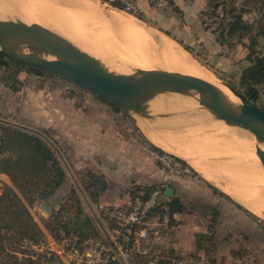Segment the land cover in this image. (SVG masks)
<instances>
[{
    "label": "crops",
    "instance_id": "0c3cea01",
    "mask_svg": "<svg viewBox=\"0 0 264 264\" xmlns=\"http://www.w3.org/2000/svg\"><path fill=\"white\" fill-rule=\"evenodd\" d=\"M134 1L137 12L143 18L156 21L157 25H161L164 31L172 34V37H192V35L215 37L201 23V15L207 11L210 0H169L170 7L165 9H159L150 0ZM28 77H30L28 74L21 73L19 80ZM46 101L49 102L43 103L44 109L50 111V116L44 117L45 124H50L48 127L52 129L51 138L58 144L92 210L68 172L63 186L48 200L28 206L21 198L28 208L33 223L40 230L42 240L49 242L53 249L58 248L45 221L59 211L61 203L76 187L82 199L83 219L91 220L94 228L92 231L118 253L113 239V225L108 216L109 211L114 207H128L133 201V192L159 185L165 190L171 188L174 192L171 198L163 197L162 202L169 203L175 198L180 199L183 205V212L179 213L180 222L164 232L158 226V217L155 216L152 220L154 230L150 236L139 240L128 259L119 257L117 259L119 264H159L146 263L145 257L163 254L167 255L162 258L163 264H176L175 260L183 258L185 260L182 264H192V259L208 256L205 251L206 238H213L214 250L211 256L217 260V263L234 262L235 254L239 252L237 250H241L244 245V241L235 235L237 229H253L257 225L253 218L258 216L224 193L215 185L214 180L207 179L208 177L187 159L157 145L143 130V122L140 125L139 120L134 121L129 117L138 130L136 132L138 139L126 134L121 129V123L127 115L121 110L118 112L109 101L99 97L80 99L78 104L75 98L70 97ZM195 127L194 129H190L191 126L186 127V133L183 130L180 134L191 131L188 134L193 132L197 134ZM152 147L180 158L186 162L189 169H181L179 174L169 172L152 157L151 152L154 151ZM186 151L193 159L202 163L201 166L204 167L202 168L208 174L215 177V152L212 154L206 151L203 154L192 150L191 152L190 149ZM91 176L103 183L101 186L91 188V191L97 193L95 199L87 195L84 190L92 184ZM6 189L18 193L10 179L0 174V196ZM215 189L218 193H215ZM47 210L52 214L49 215ZM200 238H203V241L199 244ZM94 239L96 235L89 237L87 241ZM26 259H31L35 264H55V261L47 260L42 253L29 258L21 247L15 250L7 244L0 243V264H21L20 261ZM62 264L67 263L62 262Z\"/></svg>",
    "mask_w": 264,
    "mask_h": 264
},
{
    "label": "bare ground",
    "instance_id": "6f19581e",
    "mask_svg": "<svg viewBox=\"0 0 264 264\" xmlns=\"http://www.w3.org/2000/svg\"><path fill=\"white\" fill-rule=\"evenodd\" d=\"M122 12L108 8L107 4H101L99 0H0V19L18 18L27 24L37 23L101 60L111 71L123 75H133L136 70L155 69L181 72L211 82L231 102L239 103L213 77L212 72L201 66L195 57L173 39L157 30L146 28L141 21ZM189 99L160 97L153 104L158 109L167 110L171 116L169 120L183 121L182 114L185 111H194L192 122L183 121L177 126L181 128L180 132L186 127H194L195 123L218 121L199 104L198 96L194 98L195 101ZM147 124L153 126L149 120H143L142 128L157 145L187 159L207 179L214 180L223 192L264 220V167L257 154V143L251 134L229 127L214 133L188 134L191 131L180 134L178 131V134L160 135L149 129ZM261 148L264 149V146ZM186 149L201 153L215 152V177L208 174L201 166L202 163L193 159ZM225 153L233 156L230 155V159L226 157L229 159L227 161H221V155Z\"/></svg>",
    "mask_w": 264,
    "mask_h": 264
},
{
    "label": "trees",
    "instance_id": "16d2710c",
    "mask_svg": "<svg viewBox=\"0 0 264 264\" xmlns=\"http://www.w3.org/2000/svg\"><path fill=\"white\" fill-rule=\"evenodd\" d=\"M102 1L108 2V0ZM109 3L119 10H125L116 1H110ZM259 4H261L260 7H258ZM263 9L264 0H244L241 5L239 0H210L207 11L201 15L202 25L217 37V43L221 46L228 45L235 37H238L239 42L249 40L247 44H244L248 50L246 61L250 65L242 73L241 85L247 87L246 95L254 103H256L258 97L254 86L264 82V58L259 57L261 41H264V24L262 23L263 18L250 22L246 21L244 16ZM137 18L144 19L142 16ZM165 33L170 36L168 32ZM178 43L185 47L181 42ZM185 49L192 53L190 48L185 47ZM0 71H11L10 77L6 76L2 79L5 87L11 84L10 81L18 82L21 73L35 77L44 75L54 77V75L39 67L17 62L1 52ZM110 104L120 112L118 106L113 103ZM41 132L50 138L48 133L42 130ZM50 139L53 141L52 138ZM55 145L58 147V144L55 143ZM152 149L160 155L165 154L159 148L152 147ZM170 156L175 162L181 164L182 169H189L186 162L176 156ZM0 174L6 175L18 192L6 189L3 195L0 196V243L7 244L15 250H19L25 243H40L42 234L33 223L23 200L28 206H33L38 201L48 200L63 186L67 179V171L57 152L38 135L0 123ZM91 179L92 184L85 187L84 190L87 195L95 199L97 193L91 191V188L101 186L103 183L93 176H91ZM158 187L162 186L146 187L135 191L133 192V199L141 191L145 193V197H148ZM215 193H218L216 189ZM168 204L172 212H183L180 199L175 198ZM83 213L82 199L77 189L73 188L61 203L59 211L51 219L45 221V225L56 240L61 239L62 233L67 236H77L81 243L87 241L91 236L96 235V238H100L97 233L92 231L94 228L91 220L83 219ZM81 221L84 222L81 223ZM203 238L198 239L199 244L200 241H203ZM205 244L208 259L211 263L216 264L217 260L211 256L214 250L213 238H206ZM216 247L215 242V250ZM238 255H240V252L235 254V258L242 257ZM165 256L167 255L148 256L145 257V261L146 263L157 262L163 264L162 258ZM20 262L21 264H35L31 259L21 260ZM112 264H119V262L115 260Z\"/></svg>",
    "mask_w": 264,
    "mask_h": 264
},
{
    "label": "water",
    "instance_id": "95a60500",
    "mask_svg": "<svg viewBox=\"0 0 264 264\" xmlns=\"http://www.w3.org/2000/svg\"><path fill=\"white\" fill-rule=\"evenodd\" d=\"M0 52L17 62L39 67L115 104L134 121L139 117L156 125L160 122L158 120H169L171 116L157 113L161 109L153 104L160 97H168L169 94L184 98L198 96L199 104L209 110L218 121L248 132L255 138L257 154L264 167V149L261 148L264 146V109L229 83L222 84L237 98L238 104L231 102L211 82L181 72L155 69L136 70L133 75L119 74L62 35L37 23L27 24L18 18L0 19ZM182 116L191 119L195 117L193 113L187 112ZM0 123L20 128L44 139L57 152L66 171L73 177L79 193L92 210L63 153L49 137L39 130L3 119H0ZM173 193L171 188L165 190L166 197L171 198ZM47 212L52 214L50 210Z\"/></svg>",
    "mask_w": 264,
    "mask_h": 264
},
{
    "label": "rangeland",
    "instance_id": "374dc122",
    "mask_svg": "<svg viewBox=\"0 0 264 264\" xmlns=\"http://www.w3.org/2000/svg\"><path fill=\"white\" fill-rule=\"evenodd\" d=\"M99 1L101 4H107L108 8L117 10V8H115L113 5H111V3H109L112 0H108V2L102 0ZM243 2L244 0H239L240 5ZM119 4L122 5L121 3ZM260 5L261 4H259L258 7H260ZM119 12L133 16L135 19L141 21L144 26H146V28L157 30L158 32L167 35L165 33L166 31H164L161 25H157L156 21L145 18L143 19V21L138 19L137 17H141V14H139V12H129L126 10H119ZM263 15L264 9L259 10V12L253 13L251 15H246L244 16V19L246 21L252 22L263 18L262 23L264 24ZM169 34L170 36H167L173 39L176 43L181 42L185 47L190 48L192 53H189L199 61L201 66L207 68L210 72H212L213 77H215L218 82L229 83L233 85L238 91L246 94L247 87L241 85V77L243 71L250 65V63L246 61L248 50L245 47V44L249 42L248 39L244 40L243 42H239L238 37H235L234 40L231 41L228 45L221 46L217 43L216 36L195 37V35H192V37H172V34ZM259 50V57L264 58V41H261V47ZM133 72L135 73V71ZM10 75L11 71H0V119L24 125L35 130L45 131L46 133H48L50 138L52 134V129L51 127H48V125L50 124H45L46 119L44 120V117L50 116V111L48 112V110L44 109V104H47L49 102L46 100L53 99L54 101H56L57 99L59 100L70 97L75 98L77 101L76 103L78 104L80 99L88 97H97L96 95L86 90H83L74 83L66 81L57 76L53 77L48 75H44L42 77L30 76L28 78H24L23 80H19L18 82L10 81L9 83L11 84H8L5 87L2 79L6 76L10 77ZM254 88L256 89V92L258 94L256 104L264 109V82L256 84ZM168 97L180 96L169 94ZM188 98H190L189 100L195 101L194 95ZM40 105L43 108H41ZM185 112L193 113L194 111ZM157 113L168 114V111L161 109ZM155 115L156 114H154V116ZM126 117L127 118H125L124 122L121 123V129L125 131L126 134L132 135L135 139H138L136 135V132L138 130L135 124L130 120L128 116ZM42 119L44 120V122L41 121ZM138 120L141 125V122H143V120L139 119V117ZM158 121H160L159 124L153 125L149 129L159 133L160 135H173L178 134V131L180 133L181 128H178L177 126L180 125L181 122L184 121L186 123H189L192 122L193 119L184 117L183 121H180L179 119H163ZM195 124V129L197 128L196 130L198 132L225 131V129L231 128L232 130V128H234H229L228 125L221 121L210 122V124L209 122L205 124ZM190 129H194V127H191ZM183 130L185 131V129ZM140 142L143 145L141 140ZM147 149L151 150L150 147H147ZM151 155L157 162L160 163L158 158L154 155V151L151 152ZM230 155L231 154L225 153L224 155H221L223 157L220 160L227 161L230 159L231 156H233ZM226 157L229 159H227ZM177 166L182 169L181 164L177 163ZM189 174L192 175L191 173ZM253 219L254 222L257 223V225L253 229L238 228L235 233V235L239 239L244 241V245L242 246L243 248H240L241 250H237L240 252V255L238 256H249L254 259L253 264H264V220L262 218L260 219V217H256Z\"/></svg>",
    "mask_w": 264,
    "mask_h": 264
},
{
    "label": "built area",
    "instance_id": "2783aa9c",
    "mask_svg": "<svg viewBox=\"0 0 264 264\" xmlns=\"http://www.w3.org/2000/svg\"><path fill=\"white\" fill-rule=\"evenodd\" d=\"M121 3L126 11L137 12L134 0H112ZM152 4L160 9L170 7L169 0H150ZM160 163L171 173L179 174L181 169L177 166V162L168 155H160L154 152ZM165 197V188L158 187L154 189L148 197H145L143 191L133 199L132 203L124 207H114L109 211V219L113 225V239L116 244L118 253L102 239L96 238L92 241L80 242L75 236H67L61 234V239L53 238L57 249H53L51 244L46 240H42L39 244L25 243L21 246L26 256L34 258L37 254L42 253L49 261H55V264H112L119 257L128 259L135 245L141 239H147L153 228V218L158 217V226L162 231L167 232L173 226L180 222L181 215L174 213L168 203L162 202ZM183 259L175 260L176 264H182ZM192 264H213L207 257H199L191 260ZM254 259L249 256L237 257L232 264H253ZM220 264V263H216Z\"/></svg>",
    "mask_w": 264,
    "mask_h": 264
}]
</instances>
